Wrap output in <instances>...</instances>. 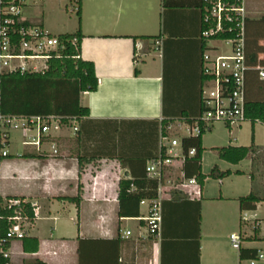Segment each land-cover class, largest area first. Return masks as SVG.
I'll list each match as a JSON object with an SVG mask.
<instances>
[{"label":"crops","instance_id":"crops-1","mask_svg":"<svg viewBox=\"0 0 264 264\" xmlns=\"http://www.w3.org/2000/svg\"><path fill=\"white\" fill-rule=\"evenodd\" d=\"M203 1L82 0L81 23L65 22L59 29V35L81 31L82 59L95 65L99 87L81 96L90 116L76 122L77 133L63 129L42 136L39 147L25 144L38 141L35 127L9 134V155L0 158V197L39 207L27 236L38 240V252L26 253L23 240L16 241L11 264H81L80 250L82 264H247L241 259L243 250H264V201L246 212L239 203L252 193L264 198V137L255 127L261 123L252 126L250 141L243 142L234 126L226 125L230 140L224 147H212L213 152L250 147L253 131L258 151L238 164L216 152L218 163L208 174L203 170L205 133L201 167L206 179L201 185L195 178L199 194L182 191L189 202L167 208L169 217L179 222L164 233L162 227L160 237L151 235L143 221L151 201L140 203L137 215L127 209L120 213V183L147 173L160 154L163 126H168L169 139L189 138L183 129L202 112L207 87L203 54L207 49L222 52L214 44L219 41L201 36ZM71 3L66 7L76 6ZM247 9L249 15L260 14L255 7ZM26 20L47 31L44 13ZM184 163L176 160L170 173L181 179ZM214 168L230 175L212 178ZM173 190L162 201H171ZM190 190L196 192V186ZM77 198L79 202L71 200ZM64 221L77 228L72 235L59 233L58 224ZM45 222L52 224L47 235L41 230ZM232 234L243 239L239 251L232 246Z\"/></svg>","mask_w":264,"mask_h":264},{"label":"built area","instance_id":"built-area-1","mask_svg":"<svg viewBox=\"0 0 264 264\" xmlns=\"http://www.w3.org/2000/svg\"><path fill=\"white\" fill-rule=\"evenodd\" d=\"M30 1L35 4L47 0H0V75L44 73L48 70L49 61L59 58L66 47L58 36L49 34L41 24H34L23 18L24 9ZM77 11V6L70 7L71 13H77ZM245 11L244 3L238 8H230L218 0L205 19L207 24L211 22L217 24L215 29L203 33L205 38L224 31L223 19L237 23L238 35L235 40L226 41L232 46L231 52H206L203 56L202 74L208 79L203 98L206 110L187 126L186 132L189 138L198 137L203 132L209 131L217 122H223L230 127L246 122L247 75L250 72H256L259 79L264 81V67H254L248 63ZM27 22L28 26L25 25ZM73 44L75 45L76 41ZM40 62H44L46 66L41 68L37 65ZM76 122L75 119L63 123L56 117L27 119L4 117L0 114V155L4 158L8 157L9 134L13 130L27 131L35 127L38 131V141L25 144L39 147L42 136H51L63 129H72L74 133H77L79 128ZM182 140L162 137L160 154L146 169L148 176L159 182V198L150 202L148 216L143 218V221L147 223L149 233L157 237H160L162 230L163 194L167 186L174 185L168 177L169 170L176 160L181 158L185 161L187 157L192 158L196 155L195 149L189 150L188 154L184 155ZM53 149L54 155H57L58 151L55 147ZM178 184L179 189L191 195L200 192L195 178L186 180L182 175ZM193 186H196V192L190 190ZM1 211L8 212V215L2 216ZM38 211L39 207L36 204L25 200H5L3 205L0 204V220L7 224L5 235H0V260L10 261L12 243L27 238L38 220ZM127 235L129 236L130 232H127ZM230 240L235 250H241L243 239L240 234H232ZM247 264H264V250L258 251L256 258L247 260Z\"/></svg>","mask_w":264,"mask_h":264},{"label":"trees","instance_id":"trees-1","mask_svg":"<svg viewBox=\"0 0 264 264\" xmlns=\"http://www.w3.org/2000/svg\"><path fill=\"white\" fill-rule=\"evenodd\" d=\"M69 1L76 3L78 8L76 15L80 24L82 0ZM221 1L225 6L230 8H238L243 4V0ZM217 2L218 0L203 1L201 7L203 11L201 36L205 41L235 40L238 35L237 23L228 22L225 21V19H223L222 22L223 32H219L210 38H205L203 36V33L210 29H215L217 26L214 22L209 24L205 23L206 17L209 16L214 4ZM25 25L28 26L29 23L27 22ZM58 38L66 47L59 58H53L49 61L48 70L44 73L23 75L19 73H4L0 75V114L2 116L27 119L34 117H56L63 123H67L68 120L71 119L79 121L90 116L89 109L81 104V96L85 93L96 92L99 87V80L96 75L95 65L92 62L82 59L81 42L83 40V35L79 30L74 35H59ZM74 41H76L75 45L73 44ZM245 43L249 65L264 67V16L259 19L250 17L245 18ZM207 51L209 50H205L204 54ZM136 75H138L137 70ZM203 79L205 83L208 81L204 76ZM205 110L204 102H202V112L200 116ZM245 117L246 121L250 122L253 128L257 123L264 124V81L259 79L256 72H250L247 75ZM193 122H190V124ZM167 127V125L163 126V137H167ZM211 129L212 128H210L209 131H211ZM205 133L206 132H203L198 137L185 138L182 140L184 155H187L188 151L191 149H195L196 151L194 157H187L185 159L183 169L185 179L191 180L196 178L201 185H203L206 179L202 174L201 167L202 156L205 151L202 139ZM215 151L218 153L220 159L231 164H238L250 155L256 154L258 151L254 143V131L252 134V145L250 147H228L215 149ZM0 158H2L1 155ZM228 175H230L229 172L220 173L217 168H214L210 177L223 179ZM158 187L159 182L149 178L147 173L135 180L121 181L118 194L120 213L126 214L125 211L127 209L128 214L133 213L137 215L141 202L145 200L154 201L159 198ZM182 191V189L176 188L172 191L171 201H162L163 233L168 228L170 230L172 224L179 222L178 219L169 217L167 208L174 203H184L188 201L181 196ZM71 200L79 202L78 198ZM263 201L264 198L259 194L252 193L248 197L239 200L240 209L243 212L255 211L258 204ZM4 202L5 200L0 197V204L3 205ZM1 215L7 216L8 212L1 211ZM197 223V230L199 231V222ZM6 231L7 224L3 220H0V235L4 236ZM23 245L26 253L38 252L39 243L37 239L25 238L23 240ZM257 252L256 250H243L241 252V259H254L256 258ZM80 255L82 264L81 250ZM0 264H10V261L1 259Z\"/></svg>","mask_w":264,"mask_h":264},{"label":"rangeland","instance_id":"rangeland-1","mask_svg":"<svg viewBox=\"0 0 264 264\" xmlns=\"http://www.w3.org/2000/svg\"><path fill=\"white\" fill-rule=\"evenodd\" d=\"M243 3L245 4V16L250 18H261L264 14V0H243ZM34 2L30 1L28 3V6L24 9V15L23 18L27 19L30 18L32 20L40 19L42 17V14H45V23L46 28L49 33H51L54 36H59V33H61L59 29H61L62 25L66 22L69 25L76 24L78 22V17L76 14H73L70 12V7L67 8L66 5L71 6V2L69 0H47L42 2H36L35 5H33ZM255 7V11L260 13L256 15H249L247 8ZM216 46H219L224 53L231 52V44L226 41H219L214 43ZM41 68L46 66L44 62H40L37 64ZM256 129H258V134L260 136L264 137V126L261 124H258L255 126ZM234 131L238 134L240 141H250V133L252 129V124L250 122H244L241 124V127L239 125H235ZM185 127L183 130L184 134H186ZM174 139L173 137H170V140ZM176 139V138H175ZM230 140V133L229 130L226 127V124L223 122H217L213 124L212 131H207L206 135L204 136V145L207 148L206 153L204 155V173L208 174L211 171V168L214 164L218 163V155L216 152H213L211 149L212 147H224L226 143H228ZM230 166V165H228ZM168 177L174 185H169L166 188L165 193L163 194V198L165 196H168L171 190L178 187V183L181 180L177 173H170L168 174ZM210 183L213 185L217 184L216 180L209 179ZM174 186V187H173ZM170 188V190H169ZM180 188V187H178ZM188 193V192H187ZM190 196V194L188 193ZM261 218H264V208L261 210ZM52 224L50 223H43L41 230L44 233V235H47L50 233ZM58 231L60 234L69 236L72 235L74 231H76V227L71 222L64 221L58 224Z\"/></svg>","mask_w":264,"mask_h":264}]
</instances>
